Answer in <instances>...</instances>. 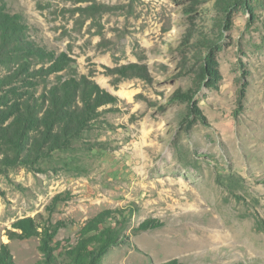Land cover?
I'll return each mask as SVG.
<instances>
[{
	"label": "rangeland",
	"instance_id": "1",
	"mask_svg": "<svg viewBox=\"0 0 264 264\" xmlns=\"http://www.w3.org/2000/svg\"><path fill=\"white\" fill-rule=\"evenodd\" d=\"M99 215L98 264H264V0H0V264H70Z\"/></svg>",
	"mask_w": 264,
	"mask_h": 264
},
{
	"label": "trees",
	"instance_id": "2",
	"mask_svg": "<svg viewBox=\"0 0 264 264\" xmlns=\"http://www.w3.org/2000/svg\"><path fill=\"white\" fill-rule=\"evenodd\" d=\"M10 22L6 27L11 26ZM96 90L98 88L96 87ZM76 91V90H75ZM74 91V92H75ZM90 92L92 90H89ZM66 92V91H65ZM67 92L61 93L60 96H52L51 101L45 107L44 112L41 116L36 114V105H40L37 102L33 105L26 104L27 113L31 110L35 114H31L35 117L33 120L40 123V126L47 128L48 140L53 144H62L63 141L68 137V135L75 134L76 130L80 125V118L77 115V110H66L63 109L64 105L70 106L68 103ZM100 97H104V102L106 98L111 96L105 92L101 94ZM90 98L82 97L80 103L83 106L87 105ZM97 100V99H96ZM43 107V104H42ZM43 109V108H40ZM85 112V111H84ZM40 117V118H39ZM71 124H68V123ZM35 127L38 125L35 124ZM39 131V130H38ZM104 223L103 216H96L95 218L89 220L79 231V238L76 244L68 250V257L70 259V264H98L100 258L108 251L109 248L115 246L119 242V234L111 226L100 227V224ZM151 222L149 220L144 221L139 229H149L152 228ZM159 264H179L176 260H170L167 262Z\"/></svg>",
	"mask_w": 264,
	"mask_h": 264
}]
</instances>
